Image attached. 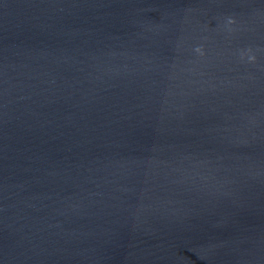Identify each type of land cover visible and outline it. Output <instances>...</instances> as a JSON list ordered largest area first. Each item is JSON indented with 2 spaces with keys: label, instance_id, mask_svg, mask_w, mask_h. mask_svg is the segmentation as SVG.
I'll return each mask as SVG.
<instances>
[{
  "label": "water",
  "instance_id": "water-1",
  "mask_svg": "<svg viewBox=\"0 0 264 264\" xmlns=\"http://www.w3.org/2000/svg\"><path fill=\"white\" fill-rule=\"evenodd\" d=\"M0 264H264V0H0Z\"/></svg>",
  "mask_w": 264,
  "mask_h": 264
}]
</instances>
